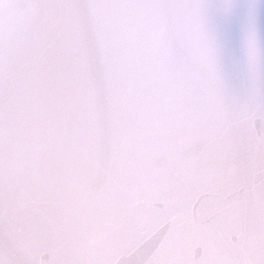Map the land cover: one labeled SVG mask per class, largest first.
<instances>
[{
    "label": "snow or ice",
    "instance_id": "1",
    "mask_svg": "<svg viewBox=\"0 0 264 264\" xmlns=\"http://www.w3.org/2000/svg\"><path fill=\"white\" fill-rule=\"evenodd\" d=\"M226 94L201 0H0V264H264V91Z\"/></svg>",
    "mask_w": 264,
    "mask_h": 264
},
{
    "label": "water",
    "instance_id": "2",
    "mask_svg": "<svg viewBox=\"0 0 264 264\" xmlns=\"http://www.w3.org/2000/svg\"><path fill=\"white\" fill-rule=\"evenodd\" d=\"M205 30L217 52L226 94L246 99L252 87L247 47L258 48L256 85L264 91V0H201Z\"/></svg>",
    "mask_w": 264,
    "mask_h": 264
}]
</instances>
